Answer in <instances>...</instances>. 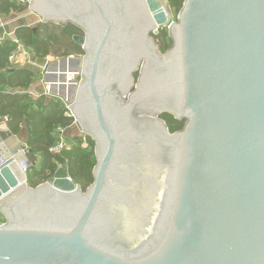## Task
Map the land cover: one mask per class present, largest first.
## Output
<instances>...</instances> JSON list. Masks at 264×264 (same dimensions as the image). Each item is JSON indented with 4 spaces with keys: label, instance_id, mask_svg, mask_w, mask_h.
Listing matches in <instances>:
<instances>
[{
    "label": "water",
    "instance_id": "water-1",
    "mask_svg": "<svg viewBox=\"0 0 264 264\" xmlns=\"http://www.w3.org/2000/svg\"><path fill=\"white\" fill-rule=\"evenodd\" d=\"M29 8L84 32L71 111L96 166L85 192L62 167L19 189L0 159V264H264V0H185L172 23L156 0Z\"/></svg>",
    "mask_w": 264,
    "mask_h": 264
},
{
    "label": "trees",
    "instance_id": "trees-1",
    "mask_svg": "<svg viewBox=\"0 0 264 264\" xmlns=\"http://www.w3.org/2000/svg\"><path fill=\"white\" fill-rule=\"evenodd\" d=\"M185 0H168L170 8L179 14ZM28 10V4H18L13 0H0V13L9 15L11 12L23 13ZM36 31H35V30ZM83 32L73 24L55 25L42 23L35 28L21 27L17 31V39L39 59L52 56L53 59H68L74 56H84L82 47L75 44L74 36H82ZM156 44L162 52L172 46L168 37L167 28L159 31L154 36ZM17 44L11 42L0 43V84L9 89L29 86L34 74L26 71H9V57L17 49ZM7 71L6 73H3ZM8 80L12 82H8ZM3 82V83H2ZM0 91V104L7 100V106L0 109V117L8 115L10 118L12 133L19 131V123L25 120L30 129L28 147L32 153L40 157L38 164H32L27 171V184L36 188L54 177L59 168H64L71 180L85 192L94 183L93 170L96 166L95 144L89 138L75 137L67 140L69 150L54 154L51 149L58 143L56 132L59 128L69 130L74 123V118L66 116V106L60 100L52 99L46 103L45 98L29 105H22L20 97L6 96ZM5 109V110H4ZM16 109V111L10 110ZM171 133L180 131L185 122H178L170 115H163ZM0 220L4 218L0 216Z\"/></svg>",
    "mask_w": 264,
    "mask_h": 264
},
{
    "label": "crops",
    "instance_id": "crops-1",
    "mask_svg": "<svg viewBox=\"0 0 264 264\" xmlns=\"http://www.w3.org/2000/svg\"><path fill=\"white\" fill-rule=\"evenodd\" d=\"M18 4H28V10L23 13L11 12L9 15L0 13V43L11 42L17 44V49L9 57V71H26L34 74V78L30 80L29 86L26 89L17 88L9 89L8 87H3V84H0V91H3V95L6 96H19L20 103L22 105H29L32 108V102H37L41 98H45V102L48 103L52 99L48 98L44 94V88L41 83L42 68L44 65H51L53 60L52 56H48L46 59H39L32 52L31 49L27 48L23 43L19 42L17 39V31L21 27H28L32 29V26L37 23V18L32 13V10L29 8L31 0L25 2V0H13ZM73 59V57H70ZM69 59V58H68ZM60 60V59H57ZM71 63L73 60H69ZM63 64L66 63V59L62 61ZM65 66V65H64ZM4 71L3 73H6ZM8 82H12L8 80ZM7 100H3V103L0 104V109L7 106ZM5 110V109H4ZM16 111V109H10ZM10 118L8 115L0 117V159H8L15 157L16 159H22L21 151L23 149L28 150L26 159L30 164H38L40 162V157L35 153H32L28 147V141L30 138V129L25 120H22L19 123V131L16 134L12 133ZM68 140H72L71 136ZM74 137V136H73Z\"/></svg>",
    "mask_w": 264,
    "mask_h": 264
},
{
    "label": "built area",
    "instance_id": "built-area-1",
    "mask_svg": "<svg viewBox=\"0 0 264 264\" xmlns=\"http://www.w3.org/2000/svg\"><path fill=\"white\" fill-rule=\"evenodd\" d=\"M43 74L45 76H55V79L49 82L43 83L44 85V94L46 97L52 96V99L56 100H62L61 102L64 103L66 106V116L74 118V115L72 114L71 107L73 106L74 99L76 96V93L78 91V88L83 81L81 78V81L77 83L76 81L80 78L81 72L79 70H76L72 75L70 74L66 76H59V75H52L50 72L51 70L49 69V65H46V67L43 68ZM64 100V101H63ZM67 102V103H66ZM77 125L76 120L74 118V123L73 125ZM68 130L59 128L56 132V136L58 138V143L54 148L51 149V152L54 154H59L64 150H69L70 149V144L67 141L66 137V132ZM21 155L25 157V162L22 164L24 173L26 174L28 169L30 168L31 164L30 162L26 159V155L28 153L27 148L23 149L21 152ZM0 164H4V161L0 160Z\"/></svg>",
    "mask_w": 264,
    "mask_h": 264
},
{
    "label": "rangeland",
    "instance_id": "rangeland-1",
    "mask_svg": "<svg viewBox=\"0 0 264 264\" xmlns=\"http://www.w3.org/2000/svg\"><path fill=\"white\" fill-rule=\"evenodd\" d=\"M158 1L162 6L163 8L166 10V13L168 14V20H169V23H172V22H176L177 21V16H178V13H176L175 11H173L171 8H170V5L168 3V0H156ZM36 17L35 19L37 20V23H35L32 28H35L37 27L38 25L42 24V18L36 14H34ZM168 26V24H167ZM167 28V27H166ZM82 58L83 56H74L73 59L71 58L70 60H73L74 62H70L71 64V69L76 71L77 69L79 70V72H82L81 71V64H82ZM64 59H60V60H57V59H53L51 61V65H50V70H53V71H60L62 70V68H64V64L62 63ZM69 60V59H68ZM58 63V64H57ZM60 63V64H59ZM46 67V65L43 66V68ZM43 68L41 70L42 72V75H41V83H42V87L44 88V84L45 82H49V81H52V79L54 80L55 79V76H45L43 74ZM81 78L83 79V75L81 73V76L80 78L76 81L77 83H79L81 81ZM48 98H53L52 96L48 97ZM62 101V100H60ZM64 101V100H63ZM67 103V102H66ZM69 135L71 136V138H75V137H80V138H86L88 136H86V134H84L83 130L81 129L80 126L77 125H72L71 128H69V130L66 132V137H67V140L69 137ZM74 136V137H73ZM39 163V162H38ZM31 167V166H30ZM28 173H26V176H27ZM79 186V185H78ZM29 187V186H28ZM0 222L3 224L4 221L0 220Z\"/></svg>",
    "mask_w": 264,
    "mask_h": 264
},
{
    "label": "bare ground",
    "instance_id": "bare-ground-1",
    "mask_svg": "<svg viewBox=\"0 0 264 264\" xmlns=\"http://www.w3.org/2000/svg\"><path fill=\"white\" fill-rule=\"evenodd\" d=\"M64 65H65V67L62 68V70H60V71L51 70L50 72L52 73V75H59L60 77L66 76L68 74H70V76H71L72 73H74L75 71L71 69L70 61L69 60H68V62L66 61V63ZM24 162H25V157L22 156V159H17V161L11 167L13 170V173L15 174V176L17 177V179L20 182V188L19 189H21L25 185V173H24L23 167L21 165ZM18 190H15V192H17Z\"/></svg>",
    "mask_w": 264,
    "mask_h": 264
},
{
    "label": "flooded vegetation",
    "instance_id": "flooded-vegetation-1",
    "mask_svg": "<svg viewBox=\"0 0 264 264\" xmlns=\"http://www.w3.org/2000/svg\"><path fill=\"white\" fill-rule=\"evenodd\" d=\"M78 28V27H77ZM160 31V30H159ZM83 32V31H82ZM82 36H84V32H83V35ZM152 36V38L154 39V36L155 35H151ZM155 40V39H154ZM156 42V41H155ZM157 45V44H156ZM157 47H158V45H157ZM159 48V47H158ZM171 48V47H170ZM159 50L161 51V49L159 48ZM169 50V49H168ZM166 52V51H165ZM165 52H162L161 51V53L162 54H164ZM81 67H82V65H81ZM137 77H138V73H136V75H135V78L137 79ZM163 115H168V114H162L161 116H160V119H162V116ZM163 120V119H162ZM165 123H166V121L165 120H163ZM177 121V120H176ZM179 122V121H178ZM166 125H167V123H166ZM168 126V125H167ZM169 129V128H168ZM170 131V130H169ZM178 132V131H177ZM176 133V132H175Z\"/></svg>",
    "mask_w": 264,
    "mask_h": 264
}]
</instances>
